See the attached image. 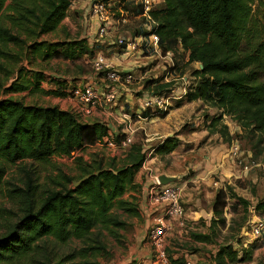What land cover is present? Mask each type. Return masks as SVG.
<instances>
[{"label": "trees", "instance_id": "obj_1", "mask_svg": "<svg viewBox=\"0 0 264 264\" xmlns=\"http://www.w3.org/2000/svg\"><path fill=\"white\" fill-rule=\"evenodd\" d=\"M160 9L151 11L156 21L154 28L159 37L163 55L175 43L187 53L188 63L202 67L193 72L198 80L193 89L187 87L185 101L200 99L230 115L241 129L264 135V41L252 19L253 0H163ZM71 0H0V92H42L64 97L69 94L67 79L51 77L54 89L41 87L46 75L33 70L24 76L23 69L1 61L20 55L39 53L44 59H65L71 63L82 56L93 57L97 47L88 44L85 37L58 41H37L42 35L57 29L66 17ZM264 2L261 0V6ZM132 15L142 12L140 6L118 2ZM137 34H148L138 29ZM21 48L19 52L10 46ZM181 45V47H180ZM30 71V70H29ZM12 74V77H10ZM102 73H100V76ZM149 79L146 86L159 94L168 82ZM72 81V80H71ZM75 82V81H74ZM74 87L71 85L72 88ZM158 91V92H157ZM179 104V103H178ZM164 117L167 111H158ZM142 117L152 116L149 108ZM221 135L231 139L227 125L219 128ZM124 134L109 132L101 121H85L77 112L57 105L26 104L20 98H0V192L18 205L14 221L6 220L0 233V264H99L95 257L105 249L103 232L115 234L125 226L122 214L139 215L135 197L124 198L130 189L137 190L135 175L145 162L141 144L131 143L122 158H92L86 161L75 156L76 175L59 171L49 178L47 186L39 190L35 171L26 165L19 166V182L5 181L7 166L24 161L47 162L53 156L72 157L74 152L111 138L119 143ZM179 146L176 135L166 137L153 149L155 154L171 153ZM72 187L73 181L95 173ZM50 182V184H49ZM171 182L169 183V185ZM227 194L219 188L211 204V233H191L195 241L212 242L214 225L225 224L222 215L227 206ZM255 213L264 216V199L254 206ZM77 242L71 251L60 252L64 245ZM261 244L253 242L241 253L231 243L220 244L211 253V260L194 264H238L249 261ZM167 254V252H166ZM80 261H74L76 258ZM168 264H186L183 257L168 256ZM125 264H140L132 259Z\"/></svg>", "mask_w": 264, "mask_h": 264}, {"label": "rangeland", "instance_id": "obj_2", "mask_svg": "<svg viewBox=\"0 0 264 264\" xmlns=\"http://www.w3.org/2000/svg\"><path fill=\"white\" fill-rule=\"evenodd\" d=\"M92 1L71 0L68 13L57 29L36 40L51 42L77 36L85 37L89 43L99 47L95 55L107 58L112 68L123 72V74L127 69L126 67L132 71L134 78L130 82L115 85L118 97L113 102L114 104L112 103L114 106L109 109L111 114L102 116L103 121L111 124L117 133L124 134L125 122L122 120L124 119L123 114H126L129 117L127 122L133 125L131 143L141 144L146 154L144 164L135 175V182L140 187L138 190L130 189L123 197L131 199L133 195L135 202L139 205L142 185L147 187L146 191H148L156 175L169 173L187 178V175L193 177L199 171L204 170L207 172L206 177L210 178V182H205L203 179L202 182L198 183V186L189 182L186 188L181 191L185 216H189V211L194 213L199 209L208 212L214 194L219 188H222L227 194V206L221 215L225 218V224L214 225L215 235L212 236V242L195 241L191 233H211L209 224L212 212L210 215L199 217L196 220H190L186 216V228L183 230L174 229L165 240L168 256L183 257L186 261L189 260L194 263L209 261L211 260V253L220 244L231 243L233 248L241 253L243 247L247 248L253 242H257L261 246L253 251L251 259L238 264H264V226L259 236L252 237L250 236L251 227L249 225V220L254 219L253 214L264 221V216L260 217L254 211L255 204L264 199V135L246 132L230 115H222L214 124V119L220 115L217 108L200 99L191 101H185L184 98L179 99L185 93L188 85L190 89L196 85L198 76L194 75L193 72L200 69V66L197 62L188 63L187 53L181 50L176 43L171 46L172 48L167 54L165 53L166 56L155 53V56L149 55L151 52L146 53L141 50L133 52V55L120 57L121 47L112 42L119 35L131 38L137 21L129 17V21L121 24L120 22L116 23L115 17H113L109 25V32L100 35L97 21L91 11ZM110 6L111 10L115 11L117 1L112 0ZM252 19L255 28L260 32L264 41V12L261 0H253ZM10 50L19 52L21 48L11 45ZM23 53L24 56L20 55L21 60L19 61L13 57L2 58L1 61L13 65L15 69H23L22 73L26 77H30L33 70L41 71L46 75V80L41 83L42 88L50 85L51 77L69 80L71 84L67 89L71 85L82 86L87 81L86 75L95 73L92 68V59L86 55L82 56L81 60L76 63H71L65 59H44L39 53H26L25 49H23ZM5 74V71H0V80H3ZM150 78H160L161 81L163 79L162 82L168 81V86L161 89L159 94L162 93L165 97L169 96V99L164 107H159L156 103L152 105L149 108L152 116L140 117L138 115L144 110V96L149 95L150 89H152L151 86L148 90L145 89V83ZM6 96L20 98L26 104L57 105L62 109H70L71 107L69 103L63 102V98L52 97L42 92L29 90L0 92V98ZM158 111H167V114L162 117ZM75 112L82 120H89L88 114L79 110H75ZM222 124L228 127L231 136L228 141L219 132ZM173 135L179 137L181 141L175 150L165 155L153 152L160 140ZM235 145H238L239 152L237 153L238 156L232 157L229 152L231 147ZM226 153L229 158L225 155ZM123 154V151L112 148L107 143L98 142L81 151L74 152L72 157L53 156L44 163L24 161L11 164L7 166L3 186L8 187L5 181L19 182L23 175L19 172V166L22 164L35 171L34 177L39 190H43L47 186L49 178L57 177L59 171L68 175H76L75 156H82L86 161H90L93 157L108 161L113 157L120 159ZM223 157L228 160L223 165L218 164ZM241 159L243 162L238 164L237 162ZM244 162L251 165L247 170L244 169L246 164ZM189 170L194 172H189ZM71 186L77 185L72 183ZM206 187L208 190L204 189ZM5 193L4 190L0 192V233L3 232L5 221H14L18 212L16 202ZM145 204H147V199ZM122 219L125 221V226L118 229L115 234L103 232L101 238L105 244V249L95 257H89L91 260H95L99 264H125L132 259H137L140 264H168V258L166 262H160L154 257L155 249L148 238V223L151 216L145 217L139 211L137 216L122 214ZM78 245L76 241L71 245H64L60 252L66 253ZM80 260L78 257L74 261Z\"/></svg>", "mask_w": 264, "mask_h": 264}, {"label": "built area", "instance_id": "obj_3", "mask_svg": "<svg viewBox=\"0 0 264 264\" xmlns=\"http://www.w3.org/2000/svg\"><path fill=\"white\" fill-rule=\"evenodd\" d=\"M112 0H93L91 4L92 15L95 17L98 26V32L100 35L107 34L109 32V25L115 17L116 23H123L129 21V17H132L131 13L124 10L123 8H116L115 11L111 10ZM132 6H140L142 12L141 16L144 18V22L150 26L149 38L151 44L154 45L157 54H162L159 50V37L155 33L154 28L157 25L156 21L151 17V11L156 8V0H135ZM114 42L123 47V53L130 55V51H136L138 49L145 51L147 47L144 44L142 38H124L122 35L114 38ZM153 48V47H152ZM158 50V51H157ZM168 52H166L167 54ZM165 54V56H166ZM92 68L96 74L102 73L101 77L104 81L110 82H130L134 77L132 71L121 73L117 69L111 67L108 60L101 55H96L92 58ZM69 97L78 103H82L86 106V111H90L91 107L96 106L101 100H105L107 103H113L117 97L113 86L106 87L103 97L97 89L91 85L74 86L69 89ZM169 96L155 95L149 99L144 100V109L150 108L155 103L159 107H164ZM126 135L120 140L119 143L114 142L111 138H105L102 142L107 143L108 146L117 150L125 151L128 149L132 142L131 133L133 129L127 125ZM239 152L238 145L231 147L229 152L232 157L238 156ZM243 160H239L237 163L240 164ZM244 165V169L250 168L248 162ZM146 207L150 210V222L148 229V238L150 243L154 246L155 252L154 257L157 261L166 262V243L165 240L172 233L174 229L183 230L187 226L185 211L181 201V190L178 187L171 186L169 184L163 185L158 179V175L154 177L152 184L147 191V204ZM254 219L249 220L251 227L250 236L256 237L261 234V230L264 226V221L253 214ZM248 241H251L248 239ZM186 264H194L193 261L187 260Z\"/></svg>", "mask_w": 264, "mask_h": 264}, {"label": "crops", "instance_id": "obj_4", "mask_svg": "<svg viewBox=\"0 0 264 264\" xmlns=\"http://www.w3.org/2000/svg\"><path fill=\"white\" fill-rule=\"evenodd\" d=\"M117 1V3L118 2H121V3H128L130 6H132V3H134V1L135 0H116ZM163 5H164V1L163 0H156V8H155V10L156 9H160V8H162L163 7ZM121 7V6H120ZM119 6H117V9L118 8H120ZM134 7V6H133ZM122 8V7H121ZM132 19H134L135 21H137V25H135L136 27H135V29H134V31H133V33L131 34V38H133V39H140V38H142L143 39V41H144V44L145 45H147V47H149V46H152L151 48H145L146 50H145V52L146 53H148V52H151L149 55H154L155 56V54L156 55H158L157 53L158 52H156L155 51V47H154V45L153 44H151V41H150V38H149V33H150V26L148 25V23H145L144 22V18L141 16V14L139 13V14H137V15H134V16H132L131 17ZM133 20V21H134ZM138 29H142V30H144V31H146V32H148V34H137V30ZM125 38V37H124ZM128 38V37H127ZM130 38V37H129ZM88 41V40H87ZM113 44H116V45H118L116 42H112ZM88 44L89 45H91V46H93V44H91V43H89L88 42ZM95 47H97V49H96V52H95V54L97 53V51L99 50L98 48V46L97 45H94ZM119 47H121L120 45H118ZM160 48V47H159ZM160 50V49H159ZM136 51H141L140 49H138V50H136ZM158 51V50H157ZM133 52H135V51H130V53H131V55H133L134 53ZM155 53V54H154ZM127 54H124L123 53V47H121L120 48V53H119V56L120 57H123V56H126ZM96 55H94L93 57H95ZM92 57V58H93ZM149 57V56H148ZM148 57H144V58H148ZM92 58H90V59H92ZM107 59V58H106ZM127 69L124 71V73H126V72H130L131 70L128 68V67H126ZM121 73H123V72H121ZM85 77V76H84ZM72 79H74V78H72ZM85 79H87V81L85 82V84H83V85H87V84H91V85H93L96 89H97V91L99 92V94H101V96L103 97V95H104V91H105V89H106V87H110V86H113L114 87V89H115V85L116 84H122V83H120V82H110V81H104V79L99 75V74H95V73H91L90 75H86V77H85ZM150 79H158V78H150ZM166 80H168L167 78H165ZM149 80V79H148ZM69 81V80H68ZM162 81H163V79H162ZM161 80H159V83H161L162 82ZM166 82H168V81H166ZM166 82H162V83H166ZM50 85H47L46 87H43V88H45V89H54L55 88V85L53 84V83H49ZM157 84V82H155V83H153L152 84V86L151 87H153L154 85H156ZM82 85V86H83ZM147 84L145 83V89L146 90H148V86H146ZM70 89V88H69ZM69 89H68V92H69ZM115 92H116V94H117V91L115 90ZM160 92V91H159ZM155 95H158V93L157 94H154V92H153V90L152 89H150V93H149V95H147V96H144L145 98H144V100H146V99H149V98H151V97H153V96H155ZM50 96H52V95H50ZM52 97H59V98H63V102H67V103H69L70 104V109L71 110H79V111H82V113H84V114H88V116L87 117H89V120H85V121H90V122H92V121H101V122H103V123H105L108 127H109V132L111 133V134H113V133H117L116 132V130L114 129V127H112V125L111 124H109L107 121H103V119H102V116L103 115H105V116H108L109 114H111L110 113V111H109V109L110 108H112L113 106H112V103H107V102H105V100H101L96 106H94V107H91L90 108V111H86V106L84 105V104H82V103H78L77 101H75V100H73L72 98H70L69 97V95H66V96H64V97H60V96H52ZM117 97H118V95H117ZM179 99H182V96L179 98ZM128 100V99H127ZM114 104V103H113ZM75 106V109H73V107ZM96 108H98L97 109V111H95V109ZM64 109H66V108H64ZM109 111V112H108ZM124 115V119L122 120V121H124L125 123V125H124V132L126 133L127 132V125H129L130 127H131V129H133V125L131 124V123H129V122H127V120L129 119V117L128 116H126V114H123ZM96 116H99V117H96ZM138 116H140L141 117V114L140 115H138ZM165 139V138H164ZM164 139H162V140H160L159 141V143H157V144H160ZM178 139H179V145H180V143H181V141H180V138L178 137ZM225 155H227V158H229V156H228V154L226 153ZM228 159H225L224 157L221 159V161H219L218 162V164H220V165H223L224 164V162H226ZM216 167V166H215ZM140 170V169H139ZM193 171V170H192ZM191 170H189V172H192ZM139 172V171H138ZM194 172V171H193ZM206 173L207 172H205L204 170L203 171H199L195 176H190V175H187L188 177L187 178H185L186 176H183V177H181V176H175V175H171V174H169V173H167L166 175H168V176H172V177H174V181L173 182H171V186H175V187H178V188H180V190L181 191H183L185 188H186V186H187V184L189 183V182H192V183H194L195 185H197L198 186V183H200V182H202L201 180H203L204 179V181L205 182H210V178L209 177H206ZM137 174V173H136ZM158 175H160V174H158ZM183 178V179H182ZM215 184V183H214ZM196 186V187H197ZM140 187V185L138 186V188ZM138 188H137V190H138ZM146 189H147V187H144V185H142V189H141V200L139 201V205H137V207H138V209H139V211H141L142 212V215H144L145 217H148V216H150V210L146 207V204H145V202H146V199H147V191H146ZM204 189H206V190H208V188L206 187V188H204ZM215 195V194H214ZM140 207V208H139ZM211 210V207L209 208V211L208 212H204L203 210H201V209H199L198 211H194V213H191L190 211H189V216H187V218H190V220L191 219H193V220H196V219H198L199 217H206V216H208V215H210V211ZM149 224V223H148ZM137 262H139L137 259H135ZM140 263V262H139Z\"/></svg>", "mask_w": 264, "mask_h": 264}, {"label": "water", "instance_id": "obj_5", "mask_svg": "<svg viewBox=\"0 0 264 264\" xmlns=\"http://www.w3.org/2000/svg\"><path fill=\"white\" fill-rule=\"evenodd\" d=\"M200 68L202 67L201 64H199ZM97 172L95 173H91V174H87V175H84L81 179L77 180V181H73V185H78L80 182L86 180L87 178H89L91 175H94L96 174ZM158 179L160 181L161 184L163 185H166V184H169L170 182H173L174 181V177L172 176H168L166 174H160L158 175Z\"/></svg>", "mask_w": 264, "mask_h": 264}]
</instances>
